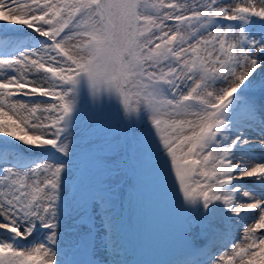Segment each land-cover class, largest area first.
I'll use <instances>...</instances> for the list:
<instances>
[{"label": "snow or ice", "instance_id": "obj_1", "mask_svg": "<svg viewBox=\"0 0 264 264\" xmlns=\"http://www.w3.org/2000/svg\"><path fill=\"white\" fill-rule=\"evenodd\" d=\"M129 173L172 264H264V0H0V264H138Z\"/></svg>", "mask_w": 264, "mask_h": 264}, {"label": "rangeland", "instance_id": "obj_2", "mask_svg": "<svg viewBox=\"0 0 264 264\" xmlns=\"http://www.w3.org/2000/svg\"><path fill=\"white\" fill-rule=\"evenodd\" d=\"M102 178L91 165H85L81 187L87 189ZM120 195L126 197L136 185L133 212L137 223L133 236L122 233L130 246L127 259L138 264H172L178 258L176 243L177 212L170 198L147 176L129 173L119 179Z\"/></svg>", "mask_w": 264, "mask_h": 264}]
</instances>
